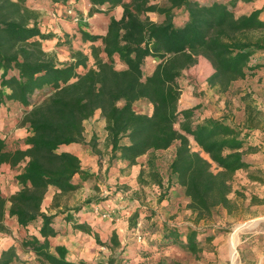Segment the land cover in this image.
Wrapping results in <instances>:
<instances>
[{
	"label": "trees",
	"instance_id": "16d2710c",
	"mask_svg": "<svg viewBox=\"0 0 264 264\" xmlns=\"http://www.w3.org/2000/svg\"><path fill=\"white\" fill-rule=\"evenodd\" d=\"M29 1L0 0V121L5 124L4 131L0 130V169L7 166L14 170L18 185L8 198L0 192V234L8 232L5 220L12 218L21 228L35 226L19 245L37 264H89L68 261L65 247L51 245L50 240L58 234L55 218L60 212L46 214L42 205L48 192H53L54 208L60 197L80 189V184L73 183L74 177L82 181L92 178L81 169L75 155L59 149L83 144V124L97 111L105 121L111 161L132 166L149 155L148 180L142 179L141 170L140 184L163 187L155 153L174 146L167 181L174 180L182 190L196 221L211 219L217 209L230 212L233 177L250 166L249 158L258 151L255 121L261 113L247 106L243 126L225 118L196 120L199 106L178 107L182 93L178 80L199 57L211 64L213 72L206 84L219 94L234 82L264 70V57L253 61L264 53V20L260 18L264 4L237 16L240 1L250 4L254 0H164L163 5L153 3L155 0H87L89 18L108 17L106 33L95 35L86 23H76L81 40L91 43L90 55L71 50V61L59 64L55 54L44 47L45 41L56 36L40 31L39 13L28 6ZM41 1L64 6L69 0ZM116 7L122 8L119 19L110 16ZM73 11V16H68L72 22L78 15ZM147 13L157 14L159 20L142 18ZM148 59L155 66L146 73ZM140 100L152 106L150 114L134 110V103ZM14 117L17 128L27 132L21 140L25 149L6 144L4 128ZM90 146L95 147L94 139ZM137 219L135 213L130 220L132 228ZM73 227L89 232L85 224L75 222ZM154 229L152 224L139 231L140 241L135 238L139 247ZM204 232L163 224L157 246L197 256L203 243H211L220 234L219 229ZM111 242H115L114 235ZM151 256L152 251H143V258ZM0 264L28 263L9 247L0 252ZM105 264L149 263L117 258ZM157 264H162L161 260Z\"/></svg>",
	"mask_w": 264,
	"mask_h": 264
},
{
	"label": "rangeland",
	"instance_id": "374dc122",
	"mask_svg": "<svg viewBox=\"0 0 264 264\" xmlns=\"http://www.w3.org/2000/svg\"><path fill=\"white\" fill-rule=\"evenodd\" d=\"M125 1L128 2L129 0ZM153 3L159 5L165 4L164 0H155ZM79 6H81V3L70 0L69 3L64 5L63 11L58 9L57 11L49 12L42 10V7L39 10L35 9L38 13L43 12L47 15L48 22L46 24L51 26V28H49L45 24V29L39 26L40 31L44 34L57 36L53 33V30L60 29V22L64 19L63 17L70 16L68 12H74L73 9L80 8ZM252 11L247 9L241 12L240 10L239 12L237 11L236 15H243L241 13H245L246 15ZM77 14L78 21L73 20L74 23L83 22L89 26L97 25L95 21L89 20L88 14L84 16H81L78 12ZM41 16L42 15L39 14L38 24L42 25L44 23L40 20ZM145 17L153 22L159 20L158 15L154 13H147L142 16V18ZM73 41H75L74 37L69 38V35L62 36L61 43L66 44L64 48L46 49V51L55 54L59 64H66L71 61V50H79L88 56L90 55L91 43L81 40L82 43L74 47ZM57 42H60V39ZM262 57H264V53H259L253 61ZM91 64L92 61H90V65ZM154 66L155 63L148 59L144 65L145 72H151ZM117 68L121 69V67ZM212 72L213 68L211 64L202 57L198 58L194 66L183 72L184 78L178 80L179 86L182 87V93L178 101L179 109L183 110L199 106L197 115L200 114V116L197 117L196 120L217 116V118L229 120L235 126H242V123L245 122V110L248 106L251 109H255L256 112L258 111L261 113V115L256 118L255 124L261 127L259 132H257V139L264 144V70L259 71L255 76L234 82L227 92L220 94L208 88L206 84V79ZM133 107L138 113L150 114L152 111V106L144 100L135 102ZM99 123V119H95L93 122L89 120L84 122V136L90 135L93 127L95 129L99 128ZM10 128V131H6L5 129V141L8 145L14 143L18 145L19 140H13V133L18 129L15 123V117ZM191 145L194 150H198L193 142ZM171 148L170 151L158 152L155 154L157 169L164 184L163 187L158 190L159 195L154 193V198L152 197L153 195H151L149 187L147 188V195L148 198H150L147 203L154 202L156 198H158V203L164 201L161 208H157L156 210L159 211L157 219L162 223L177 227H190L201 233L207 230H210V233H216L217 229H219L220 234L217 235L218 239L214 244L203 243L201 252L197 256L186 253L179 248H165L164 246L161 248L157 246V251H153L152 256L146 259V262L149 264H157L158 261L161 260L162 264H171L172 262L178 264H252L256 262V264H258L260 260L257 257L261 254L260 264H264V210L258 211L253 209L251 208L252 204H248V202L245 201L243 189H240L238 182L241 178L233 177L231 183V190L235 189V191L229 194V197H231L230 212L224 209H217L211 219L197 222L195 214L187 208L188 203H186V200L188 199L179 191V187L176 186L174 180L168 184V165L175 150L174 146ZM261 150H264V145H262ZM261 154L264 155V151L261 152ZM213 169L215 168L213 167ZM11 171L8 173L0 171V192L5 198H8L15 191L16 187V172L14 170ZM260 184L262 185L264 182H260ZM121 190L123 189L121 188ZM123 192L125 191L123 190ZM49 195H51V192H48L47 196L49 197ZM83 196L82 193L68 194L60 197L58 203L75 205L81 201ZM160 197L162 199L159 201ZM95 198L96 197L93 195L90 199L95 200ZM86 201L87 199H85V202ZM103 215L106 214H100L101 217H103ZM5 224L8 228V232L0 234V252L3 249L14 247L20 260L28 264H37L34 258L27 253L25 254L20 248V240L25 234H20L16 227V223H14L11 218H6ZM258 237L262 238L257 239ZM202 238H205V236L201 237V239Z\"/></svg>",
	"mask_w": 264,
	"mask_h": 264
},
{
	"label": "crops",
	"instance_id": "0c3cea01",
	"mask_svg": "<svg viewBox=\"0 0 264 264\" xmlns=\"http://www.w3.org/2000/svg\"><path fill=\"white\" fill-rule=\"evenodd\" d=\"M69 1L67 3H69ZM75 1L81 3V6H79L80 8H76L77 12L81 16L87 15L89 9L88 1ZM263 4L264 0H254L250 4L240 1L236 7V13L240 10L242 12L247 9H250V11L260 9ZM28 6L34 10H39L42 7V10L49 12H54L58 9L63 11L62 9L64 8V6H59L58 4L51 6L48 2H43L41 0H30ZM39 14L42 15L40 20L44 23L42 25L39 24V26H42L43 29H45L46 25L51 28L49 24H46L48 22L47 15L43 12H39ZM241 14L245 15V13ZM121 15V7H116L110 14V16L116 19H119ZM99 17L93 16L89 18V20L95 21L97 25L89 26L87 24V30L95 35H104L107 29L108 17ZM63 18L64 19L60 22V29L53 30V33L57 35L56 38L44 42L45 49L64 48L65 46L56 47L55 44L59 39L60 42L62 41V36L68 35L69 38L74 37V47L82 43L77 31L78 24L72 22L66 16ZM260 18L264 20V11L260 14ZM212 118L222 119L217 118V116H213ZM246 118L247 113L245 112V120ZM95 119L100 120L99 128L95 129L93 127L88 136H84L83 134V144L62 146L59 149V152H67L75 155L80 161L81 169L91 174L92 178L86 181H82L78 176L73 178L74 184L81 185L80 189L73 192V194L82 193L84 195L81 201L75 205L59 203L57 207L52 208L53 192L51 191L49 197H45L42 205V212L46 214L60 212L55 218L58 234L55 238L50 240L51 245L65 247L67 250L66 259L75 263L86 262L89 264H105L109 260L117 258L130 259L132 263L143 262L146 260L143 258V251H157V243L160 241L161 237L159 234L160 228L163 224H166L157 219L159 211H156L157 208H161L164 201L158 203V198H156L154 202L147 203L150 199L147 195V188L149 187L151 195H153L152 197L154 198V193L159 195V187L148 182L140 184L138 181L141 170L144 172L142 179L145 181L148 180L146 178V173L148 171L146 162L149 155L146 154L138 158L137 163L132 166H129L127 162L121 160L111 161L110 147L106 144L107 133L105 131V121L100 117L99 111L95 112L94 116L89 121L93 122ZM244 124L245 122L242 123V126ZM4 125L3 121H0V130L3 131ZM11 126L12 124H9L8 128L4 129L10 131ZM257 128L258 130L261 129L258 125ZM26 134L27 132L25 129H16L13 133V140H19V144L17 145L14 143L8 145L6 142L7 146L25 149L26 147L21 143V140ZM92 139L95 140L94 149L90 146ZM258 143V151L248 160L250 166L247 169L238 171L234 175V178H241L238 182L240 189H243L245 201L248 202V204H252L251 208L261 211L262 209L264 210V184H260V182H264V155L261 154V152L264 151L261 150L264 144L260 141ZM170 149L172 148L166 151H170ZM157 153L158 152L155 154ZM0 171L8 173L11 170L9 167L3 166ZM121 188L125 192H123ZM17 189L18 185L16 183L15 191ZM179 191L182 192L180 188ZM232 191L234 192L235 189L231 190V192ZM93 195L96 197L95 200L90 199ZM229 196L228 198L231 199ZM85 199L91 202L83 206ZM186 203H188V200H186ZM76 208H79V210H76ZM101 213L106 215L101 217ZM135 213L138 214L136 226L137 224H141L140 229L131 227L130 220ZM11 220L16 223L14 219L11 218ZM75 222L78 224H85L89 232L75 229L73 227ZM152 224H155V229L150 231V234L148 233L145 242L141 245L142 247H139L140 245L135 241L137 232L141 229L146 230L150 228ZM16 227L20 234H25L27 231L34 232L35 226L21 228L16 224ZM113 235L115 236L114 243L111 242ZM97 239L101 243H98ZM217 239L218 237L214 238L211 243L214 244ZM29 255L34 258L31 254ZM261 256L262 255L259 254L257 257L260 261ZM260 261L258 264H260ZM252 264H256V262Z\"/></svg>",
	"mask_w": 264,
	"mask_h": 264
},
{
	"label": "built area",
	"instance_id": "2783aa9c",
	"mask_svg": "<svg viewBox=\"0 0 264 264\" xmlns=\"http://www.w3.org/2000/svg\"><path fill=\"white\" fill-rule=\"evenodd\" d=\"M68 13H69L70 16H73L72 15L73 13L71 11H69ZM73 20L78 21V18L75 17V19H73ZM140 226H141V224H137L136 228L140 229ZM136 237H137V240L140 241V233L139 232H137Z\"/></svg>",
	"mask_w": 264,
	"mask_h": 264
}]
</instances>
